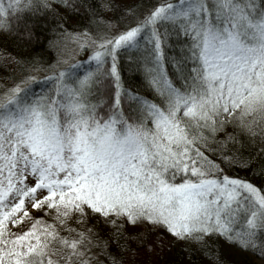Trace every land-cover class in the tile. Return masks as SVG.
Returning <instances> with one entry per match:
<instances>
[{"label":"snow or ice","instance_id":"obj_1","mask_svg":"<svg viewBox=\"0 0 264 264\" xmlns=\"http://www.w3.org/2000/svg\"><path fill=\"white\" fill-rule=\"evenodd\" d=\"M51 8L0 0V30ZM92 17L95 32L61 26L90 49L87 66H53L0 88V264H120L93 228L68 223L89 213L111 225L118 244L125 223L147 221L177 239L220 234L264 251V190L221 175L206 154L235 164L242 158L224 151L237 132L264 140V0H158L115 34ZM137 48L129 60L149 95L126 88L118 70L120 50ZM38 80L47 83L35 90ZM227 124L233 131L218 140ZM28 204L55 223L36 217L10 233L9 223L30 216Z\"/></svg>","mask_w":264,"mask_h":264},{"label":"trees","instance_id":"obj_2","mask_svg":"<svg viewBox=\"0 0 264 264\" xmlns=\"http://www.w3.org/2000/svg\"><path fill=\"white\" fill-rule=\"evenodd\" d=\"M50 2L51 9L37 13H21L19 20L13 19L11 30H0V88L12 87L26 76L47 77L53 66L65 67L76 61L82 62L84 66L90 63L87 59L90 49L87 47L81 49L70 37H64L61 26L71 32L83 33L85 28L95 32L96 25L89 23L93 19L94 10L98 17L109 23L105 31L115 34L124 24L133 23L137 16L143 15V12L158 0H68L72 7H65L63 0H50ZM103 4H109V7L99 6ZM176 39L175 36L171 37L172 41ZM141 43H143L142 39ZM178 48L179 44L170 45L167 54L171 56ZM75 53L77 56L72 59ZM140 55L139 48L120 50L118 70L126 88L149 95L143 71L136 68L134 61L129 60V56ZM168 68L172 71L171 64ZM46 83L38 80L35 90L46 86ZM232 131V124L225 125L224 129L217 133V139L223 140L225 135ZM206 154L220 165L221 175L227 174L248 180L264 190V140H261L259 135L253 137L237 132L236 140L229 141L225 146L224 155H236L242 158L243 162L225 163L221 160L219 151ZM176 180H180V177ZM39 217L46 218V222L55 223L54 216L46 214ZM68 223L77 228H93L102 240L109 242V250L117 257L120 264H133L130 260L131 254L143 250L152 234L147 227L150 224L147 221L136 225L125 223L124 238L118 244L111 225L106 224L97 215L89 213L81 223H77L76 217L72 216ZM61 231L63 234L62 229ZM260 239L264 240V236ZM125 242L128 245L127 249L121 247ZM170 242L173 244H169L161 252V260L158 264H253L248 259V255H251L252 259L257 258L264 262V251L260 248L243 247L220 234L206 235L202 244L181 239ZM223 242L229 243L239 253H243L241 257L236 259L230 257L223 247ZM93 251L99 249L94 248ZM100 259L105 260V264H109L107 258L100 257Z\"/></svg>","mask_w":264,"mask_h":264},{"label":"rangeland","instance_id":"obj_3","mask_svg":"<svg viewBox=\"0 0 264 264\" xmlns=\"http://www.w3.org/2000/svg\"><path fill=\"white\" fill-rule=\"evenodd\" d=\"M76 56L77 54L75 53V56L72 59H75ZM179 181L180 180H178L177 182ZM27 208L30 216L25 217L16 225H12L11 223H9L8 229L10 233H21L31 226L36 217L46 215L41 210L32 209L30 204L27 205ZM20 215L23 214L21 213ZM48 215L54 216L53 213ZM73 217L76 216L73 215ZM43 219L44 221H47L46 218ZM147 227L151 230L152 234L148 238L147 244L145 245V248L143 250L131 254L132 256H130V260L133 262V264H158L159 260H161V252L164 251L169 244H173L172 242L169 243V241L177 240L175 236H173L163 227L162 229L161 227L154 226L151 223ZM223 247L227 254L235 259L241 257V254H243L239 253L238 250H235L232 245H229V243L223 242ZM247 257L252 261L253 264H264L262 260H259L257 258L252 259L251 255H248Z\"/></svg>","mask_w":264,"mask_h":264}]
</instances>
